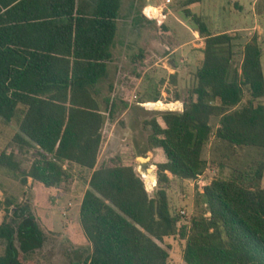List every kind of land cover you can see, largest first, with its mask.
Returning a JSON list of instances; mask_svg holds the SVG:
<instances>
[{
	"label": "trees",
	"instance_id": "obj_1",
	"mask_svg": "<svg viewBox=\"0 0 264 264\" xmlns=\"http://www.w3.org/2000/svg\"><path fill=\"white\" fill-rule=\"evenodd\" d=\"M122 1L0 0V127L15 122L19 130L7 144L0 142V168L50 195L62 190L72 168L86 173L78 223L92 247L85 264H173L165 240L176 235L184 216L171 212L167 190L173 181L197 180L210 166L217 177L198 195L200 211L181 234L184 264H264V71L258 36L242 43L239 31L216 33L209 19L188 9L203 0L180 2L204 47L195 50L193 84L176 95L183 111H154L141 124L147 139L138 155L151 153L157 169L150 196L121 156L98 165L104 126L119 108L110 97L99 100V87L113 62ZM234 8L243 13L241 5ZM256 10L263 17L260 3ZM244 21L239 17L230 26L254 27ZM159 28L160 40L175 52L181 46L176 35L163 22ZM149 60L140 52L133 63L143 70ZM119 74L130 84L131 75ZM208 146L210 159L204 156ZM14 147L29 155L26 166ZM10 216L23 219L17 228L6 219L0 224V264H40L35 255L44 235L36 221L21 206Z\"/></svg>",
	"mask_w": 264,
	"mask_h": 264
},
{
	"label": "rangeland",
	"instance_id": "obj_2",
	"mask_svg": "<svg viewBox=\"0 0 264 264\" xmlns=\"http://www.w3.org/2000/svg\"><path fill=\"white\" fill-rule=\"evenodd\" d=\"M182 1H122L118 32L112 49L113 62L109 67L107 79L99 87V100L110 97L117 101L119 108L104 126L98 165L112 157L121 156L124 164L132 166L143 179L150 196H153L157 189L156 175H152L156 174L157 169L151 165V153L147 156L138 155V145H145L147 139L141 124L154 116V111H183V102L175 101L176 95H182L193 84L197 59L195 50L201 44L199 36L193 37V29L195 30L196 26L184 15L180 7ZM259 3L260 8L264 9V0ZM149 6H161L162 13L152 11ZM169 13L172 14L168 15ZM251 14L256 29L239 31V34L242 43L254 35L258 36L264 71V15L259 17L257 10L254 15ZM159 22L170 27L181 45L191 43L171 52L159 38ZM140 52L146 53L151 60L143 70L133 63L134 57ZM119 72L131 75L130 84L124 82V74L120 76ZM171 76L175 77L174 80ZM156 94L161 95L160 101L148 102ZM121 100L128 103L127 109L120 103ZM166 105H169V108H163ZM18 132L15 122L7 126L3 124L0 127V142L7 144ZM14 150L16 159L26 166L29 161L27 152L15 147ZM204 156L206 159L211 158L210 146L206 148ZM141 158L149 161L140 162ZM69 174L70 177H66L61 184L62 190L50 195L35 188L31 180H28L26 186L22 185L19 180L0 168V224L6 219L17 228V223L22 221L23 217L14 222L10 215L15 207L24 208L25 216L33 217L44 235L43 246L35 255L40 264H85L90 256L88 246L78 243L77 237L86 173L72 168ZM215 177L217 171L207 166L197 180L173 181L167 190L171 212L174 215L180 214L181 211L186 212V216L179 222L176 235L167 238L165 242V245L169 246V261L173 264H184L183 251L186 240L181 238V234L184 227L189 229L192 217L200 211L198 195L202 192L201 182L207 186ZM7 201L12 203L9 208L6 206ZM75 233L76 237L73 236ZM16 246L18 247L17 242ZM3 252L4 245H0V254Z\"/></svg>",
	"mask_w": 264,
	"mask_h": 264
},
{
	"label": "crops",
	"instance_id": "obj_3",
	"mask_svg": "<svg viewBox=\"0 0 264 264\" xmlns=\"http://www.w3.org/2000/svg\"><path fill=\"white\" fill-rule=\"evenodd\" d=\"M259 2H260V0H203L201 3L189 6L188 9L194 15H198V16L204 17L206 19H209L210 25L214 29V32H216V33H222V32L232 33L234 31H249V30H255L256 29L255 26L252 28H246V29H240L239 28L240 26H237L238 29H235V27L231 28L230 25H231V23H233L234 19L237 20V22H238L239 17H241L242 19L245 20L244 23H246V25H249V23L254 24L253 16L251 13H253V15H254V11H256V5ZM237 4H239L243 7V9H242L243 13L241 15L234 13V11H235L234 6ZM150 8L161 9L162 7L161 6H153ZM182 11H183V9H182ZM171 14L172 13H169L168 15H171ZM196 36L200 37L198 32H196L193 29V37L196 38ZM200 42H201V44L197 49H202L204 47V39L201 37H200ZM190 43L191 42H188L184 45H181L179 48H181L182 46H185L187 44H190ZM79 218H80V210H79ZM78 222H79V220H78ZM79 230H80V227H79V224L77 223V231H78L77 237L79 239L78 243L81 242L80 244L87 245L89 248L88 251H90V254H91L92 247L89 243H86L83 241V238L79 234V232H80ZM76 234L77 233H75L73 236L76 237ZM166 240H165V242H166Z\"/></svg>",
	"mask_w": 264,
	"mask_h": 264
},
{
	"label": "built area",
	"instance_id": "obj_4",
	"mask_svg": "<svg viewBox=\"0 0 264 264\" xmlns=\"http://www.w3.org/2000/svg\"><path fill=\"white\" fill-rule=\"evenodd\" d=\"M167 2L170 3V0H167ZM151 10H152V11L156 10L157 12L162 13V10H163V9H162V8H161V9H157V8H156V9H152V8H151ZM154 13H155V12H154ZM154 13H153V14H154ZM199 178H200V177H199ZM201 183H202V184H201V187H202L201 190H202V192H203V189H204V187H205L206 185H205L203 182H201ZM146 186H147V184H146ZM180 215L185 217V216H186V212H185V211H181V212H180Z\"/></svg>",
	"mask_w": 264,
	"mask_h": 264
},
{
	"label": "water",
	"instance_id": "obj_5",
	"mask_svg": "<svg viewBox=\"0 0 264 264\" xmlns=\"http://www.w3.org/2000/svg\"><path fill=\"white\" fill-rule=\"evenodd\" d=\"M166 111H168V110H166ZM171 111H174V112H175V111H177V110L174 109V110H171ZM139 161L145 163V162H148L149 160H146V159H142V158H141ZM152 175L155 176L156 174H155V173H152ZM146 184H147V183H146Z\"/></svg>",
	"mask_w": 264,
	"mask_h": 264
}]
</instances>
